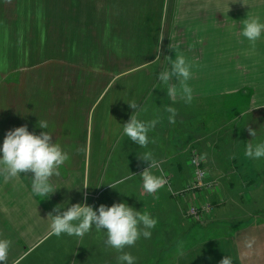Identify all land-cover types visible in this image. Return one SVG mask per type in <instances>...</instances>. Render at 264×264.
<instances>
[{
  "label": "crops",
  "instance_id": "0c3cea01",
  "mask_svg": "<svg viewBox=\"0 0 264 264\" xmlns=\"http://www.w3.org/2000/svg\"><path fill=\"white\" fill-rule=\"evenodd\" d=\"M98 1L100 0H86V11H83L79 8L82 6L80 0H0V147L8 131L27 125L29 132L37 135L42 131L50 132L53 141L68 153L69 159H83L96 150L90 148V142L106 143L104 145L106 150L108 139L112 134L116 136V132L118 137L131 141L123 134V124L130 120L132 114L146 122L159 117V123L152 129L153 133L151 135L148 133L147 147L134 143L125 154L140 157L150 151L163 171L168 165L169 167L174 165L180 171V164L178 160L175 161L179 152L170 151L168 148L169 142H174L175 137L170 136L171 123L165 108L173 107L175 101L181 102L183 99L180 98L179 92L175 100L167 95L166 86L157 79L158 73L164 69H160L159 65H155L153 70L148 69L149 65L145 66V63L152 64L157 60L154 51L150 52V56L139 59L141 65L120 68L115 73L110 68L109 71H103L104 77H107L106 82L102 88L95 85L93 93L89 96V107L86 111L79 110L77 104L74 105L75 101H79V85L75 80L79 78V73L74 77L73 72L60 73L56 76L58 71L50 75L48 71H45L46 75L40 71L42 64L50 59L47 57L48 48L62 43L60 37L63 27L57 24L55 15L96 12L95 3ZM102 2L105 6L111 3V6L106 8L105 19L111 25L109 27L116 30H121L123 21H128L129 17L123 19L124 14L136 16L140 13L137 7L130 8V11L125 10L121 5L122 0H101ZM160 8L162 12L164 11L163 19L166 20L164 29L167 32L184 31L182 37H174V40L182 41V45L189 47L192 40L198 42L196 37L192 38L195 35L191 36V31L195 30L199 43L204 47L202 52L205 53L194 57L199 58L200 62L215 63L213 69L203 64L202 68L191 69L192 78L187 83L193 89L194 97L224 91L236 92L239 87L245 85L250 93L252 90L250 107L246 110L252 112L254 109L264 108V54L256 55L253 51L255 45H264V32L254 44L241 34L243 21L246 19L258 18L264 23V0H165ZM97 20L99 23L101 18L98 17ZM129 20L135 22L137 18L132 17ZM69 28L72 29L73 25L64 27L65 30ZM74 42L78 44V40ZM72 44L73 41H70L69 45ZM174 44L177 45L176 42ZM237 45L247 47L245 59L243 54L242 57L237 55L239 50L236 48L231 50L230 54H235L238 62L247 63L245 71L239 68L223 70L224 48L213 52L205 49ZM178 55H183L186 61L190 56L179 52ZM167 57L174 60L176 56L168 53L166 57H159L166 61L165 69L170 68ZM123 60L132 61L128 58ZM31 61H36V64L32 65ZM172 83H176L179 90L180 85L175 79ZM101 101L102 107L97 110L94 118V112ZM131 102L142 106L143 111L133 113L135 110L128 104ZM85 114L89 116L84 122ZM40 120L48 122V129L38 126ZM91 123L93 129L89 130L88 126ZM197 139L202 145V151L199 150L202 153V163L205 166L207 159V162L213 165V173L218 174L215 178L218 181V189L206 198L211 206H216L217 212L219 204L227 199L232 204L235 201V198L231 199L229 191L241 196L240 198L244 195L236 191L242 189L250 191V198L253 196L256 199L262 195L264 158L256 160L245 156L246 145L251 142L249 138L243 141L244 146L240 149H235L231 143V149L228 150L223 148L224 146H219L221 139L205 141L198 136ZM152 140H155V143H152ZM230 141L234 142V137H231ZM261 142H264V130L257 139H254V144ZM195 149L198 152L197 148ZM218 152H223L219 156V161L214 159ZM142 164H138L140 166L124 175L142 173L144 171ZM65 165L71 166L70 169L74 172L66 171L63 175L61 167ZM65 165L60 167L59 176L54 175L51 178L50 182L57 190L46 198L33 194L31 174H21L9 179L0 175V238L11 241L8 264H13L17 259L20 264H71L69 256L80 243L82 248L86 249L85 254L87 251L93 253L94 241L97 240L92 229L82 238L67 234H61L59 237L49 234L52 217H48V214L53 212L57 205L66 210L72 204L85 203V195L88 204V198L93 194L89 193V187L93 189L92 178L89 181V170L86 176L83 171L80 175L79 170L73 169L75 162H66ZM246 172H253L257 180L252 182L240 176ZM156 175H160L159 170ZM210 175L211 173L209 177ZM85 178L89 186L87 189H83ZM181 179L182 177L174 178L171 187L165 185L167 191L162 188L154 195L147 194L142 185H137L136 178L133 186H126L136 194V198L129 205L141 213L148 212L158 221L156 226L150 229L151 238L145 239L141 236L134 246L124 249L136 258L134 264H219L225 256L231 258L232 264H264V218L261 217L258 221L239 228V233H218L203 239L196 238L177 251L173 249L176 239L184 232L181 226L176 227L174 223L176 209L180 211V202L184 200L181 196H185L181 192L183 189L178 190ZM253 183L257 186H252ZM105 187L110 186L105 185L103 188ZM200 195L201 192L196 195L198 201L206 196ZM244 197L249 199L246 195ZM169 210L174 214H171L172 221L169 220ZM224 212L221 211L223 214ZM181 215L188 217L186 209H181ZM217 215L216 213L215 218ZM246 215L252 218L257 216L248 211ZM161 216L165 219L159 221ZM209 216L210 214L205 222ZM218 216L220 219L216 220L219 223L216 226L220 227L230 226L229 220L234 219ZM248 229L251 230L250 235H244L238 240L240 233ZM190 233L192 230L189 228L188 234ZM52 236L54 242L56 239L59 240L58 246H52V241L47 240ZM106 239L107 232L103 230L101 241L107 247V252L102 257L103 262H106L104 264L112 262L121 264L117 259L121 253L108 246L105 243Z\"/></svg>",
  "mask_w": 264,
  "mask_h": 264
},
{
  "label": "rangeland",
  "instance_id": "374dc122",
  "mask_svg": "<svg viewBox=\"0 0 264 264\" xmlns=\"http://www.w3.org/2000/svg\"><path fill=\"white\" fill-rule=\"evenodd\" d=\"M109 1V0H108ZM165 0H122V6L125 10L130 11L129 9L139 8L140 13L136 14H124L123 19L128 21H123V28L121 30L113 29L109 27L105 19L106 8L111 6L109 2L108 5L101 3V0L96 2L95 5L97 8L94 9L96 12H83L77 14H59L55 15L57 17V24L63 27L62 30V43H59L57 46H52L48 48L47 57L50 58L45 63L42 64L40 71L45 75V71H48V75L53 74L55 71H58L56 76L60 73L73 72L74 75H78L79 78H76V82L79 85V101H75L74 105L80 109L87 110L89 107V96L93 93L94 87L104 86L106 78L104 77L105 70L109 71V68L112 72L119 70L120 68H128V66L141 65L140 60L146 56H150V52L154 51V55H160L159 57H166L168 53L173 55H178V52L183 54H190L187 62L192 65L191 69L202 68L203 65H209L212 69L215 67V63L211 62H200L194 56H198L202 52V45L199 43V38L196 35V31H191L192 38H197L198 42L192 40V45L186 47L182 45L181 42L174 40V37H182L184 31L178 30H169L168 32L164 29L165 21L164 11H161L160 6L164 5ZM82 6L80 5V10L86 11V0H80ZM84 4V5H83ZM61 5V4H60ZM82 12V11H80ZM100 17L101 20L98 23L97 18ZM137 18V21L133 22L129 20L131 18ZM158 17V21L157 20ZM54 18V19H55ZM65 25H73L72 29L65 30ZM107 25V26H105ZM76 26L77 28H75ZM163 35V42L160 43L159 38ZM167 37V38H165ZM75 40H78V44H75ZM70 41H73V44L70 46ZM176 42L177 45L174 43ZM181 44V45H178ZM159 48V52L157 49ZM224 48L223 51V70H233V69H247V63H242L243 61L238 62L235 54H230L231 50L237 49V55L242 57V54L245 59L246 55V46L237 45L235 47H205L211 52L216 49ZM253 51L256 55L264 54V45H255ZM234 53V52H233ZM110 57V58H109ZM228 57V58H227ZM107 58V61H106ZM128 58L132 61H125L123 59ZM29 63V62H28ZM32 65L36 64V61H31ZM146 64V63H145ZM166 61L164 58L157 59L154 63L148 64V69L153 70L155 65H159L160 69H165ZM103 73V77H101ZM75 77V76H74ZM73 77V78H74ZM92 82V84H91ZM93 87V88H92ZM75 88V87H74ZM252 93V90H251ZM245 85L239 87L236 92H221L217 94L204 95L202 97H194L191 104H186L184 100L181 102L175 101V109H177V116L175 123H171L170 136L174 135V142H169V150L179 152V155L176 156L175 161L178 160L180 164V171L177 170L176 166H165V174L169 178V182L166 185H173V179L182 177L181 185H179L178 190H182L185 196H181L184 200L180 202V211L176 209L175 215L169 212V220L172 221L171 214L174 215V223L176 227L181 226L183 235L176 239V244L173 246V249H181L188 242L194 241L196 238H205L209 236H214L218 233H239L238 229L243 228L244 226L254 223L259 218H264V191L262 195L251 200L250 191L242 189L236 191L238 194L246 195L249 199L244 196H236L229 191L231 199L235 198V203H230L229 200L224 201L219 204L218 213L216 211V206L212 205L210 212H212L206 222L197 223L194 222L189 217H183L181 215V209H187L191 204H194L193 195L194 191H185V187L188 184L189 180L192 178V167L189 163V147L190 145L197 148L198 154L202 157V145L199 144L198 138L203 140L212 141L214 138L221 139L219 146L228 149H231V143L234 144L235 149H240L244 146V140L249 138L250 141L254 144V139H257L261 135V131L264 130V108L254 109L252 112L247 111L246 109L250 107L251 94ZM104 94V93H103ZM261 96V95H258ZM159 101V100H158ZM157 101V102H158ZM71 103V102H70ZM102 107V101L100 105L94 112L99 110ZM72 113L70 112V116ZM89 116V115H88ZM87 114L84 115L85 119L88 118ZM91 116V114H90ZM67 118V117H65ZM93 118V117H92ZM250 125L253 129H256V136L251 137L247 131L246 126ZM89 130L93 129V123L88 126ZM117 131V125L115 126ZM172 130H174L172 132ZM152 130L149 131L151 135ZM247 135V136H246ZM231 137H234V142L230 141ZM107 148L104 149L106 143H95L90 142V148L95 149V152L90 153L89 157L83 159H68L67 163L70 161L75 162L73 165L74 170H79L81 175L82 171L87 173L89 170V181L92 178L93 189L89 187V193L93 194L88 198V204L93 206L94 210H97L101 204L106 206H112L114 203H126L128 200V205L133 202V199L136 198V194L133 190L128 189L127 185H134L135 178L138 179L137 185H143L141 173H132L133 176L130 179H124L125 177L132 176L124 175L129 171L136 169L138 164L144 166V170L149 167L150 162L141 160L139 157L129 156L125 154L126 150L131 148V145L134 144L132 141H127L124 137L120 138L117 135L112 136L107 141ZM99 147V148H97ZM200 150V151H199ZM101 152V153H100ZM223 152H218L214 159L219 161V156ZM202 160V158H201ZM205 168L211 173L210 177L215 179L218 177L217 173H213V165H210L209 161L207 162ZM260 160V159H258ZM204 162V161H203ZM65 165V164H64ZM71 166H64L62 168L63 175L66 171H71ZM146 167V168H145ZM159 167L161 165L159 164ZM153 174H158V169L151 170ZM70 173V174H71ZM62 176V175H61ZM237 176V174L235 175ZM241 177H244L252 182L257 180L256 175L253 172H246L240 174ZM71 180L72 178L69 177ZM123 180V183L116 184V181ZM239 180V178H236ZM86 182V178H85ZM218 182V181H217ZM244 182V181H243ZM115 184V189L111 187H105V185ZM91 185V184H90ZM91 185V186H92ZM220 185V184H219ZM252 186H257L254 183ZM264 186V185H262ZM167 189V186L164 187ZM167 191V190H166ZM179 192V191H177ZM250 194V195H249ZM239 197V198H236ZM130 199V200H129ZM131 206V205H129ZM225 211L224 214L221 211ZM250 212L254 215V218L248 217L246 212ZM216 213L218 215H223L226 218H234L229 220L230 226H216L219 224L215 218ZM211 218V220H210ZM162 216L158 219L159 221L163 220ZM213 219V220H212ZM220 219V218H219ZM252 221V222H251ZM251 222L249 224H245ZM182 223V224H181ZM189 228L192 230V233L188 234ZM96 235V240L92 248V252L87 251L82 248L81 243L73 249L70 257L71 264H104L103 254L107 252V247L104 245L102 239V231L97 230L92 227ZM251 230H243L238 236V240L244 235H250ZM47 240L52 241L53 245H59V240L53 241V236ZM113 249V248H112ZM102 250V252H100ZM115 257V256H113ZM102 259V260H101ZM143 259V263H145ZM115 264V263H109ZM154 264V263H153Z\"/></svg>",
  "mask_w": 264,
  "mask_h": 264
},
{
  "label": "clouds",
  "instance_id": "9594fccd",
  "mask_svg": "<svg viewBox=\"0 0 264 264\" xmlns=\"http://www.w3.org/2000/svg\"><path fill=\"white\" fill-rule=\"evenodd\" d=\"M262 32H264V23H261L258 18L243 21L241 34L249 42L254 44L261 37ZM163 39L164 36L161 35L159 41L162 43ZM157 52H159V48ZM159 56L158 54L155 59H159ZM167 59L170 68L160 71L157 79L166 86L167 95L170 98L175 100L179 92L180 98L186 104H191L194 99L193 89L189 87L187 82L192 78V65L186 61L183 55H176L174 60L171 57H167ZM145 66H148L147 63ZM173 79L179 83V90L177 84L172 83ZM128 104L130 108L135 110L133 113L138 110L143 111V107L136 102ZM165 111L169 113V123H175L177 109L169 106L165 108ZM158 123L159 117L146 122L132 114L130 120L123 124V134L133 143L146 148L149 144L148 133ZM38 126L42 129H48V122L40 120ZM246 128L251 137L256 136V129L250 125ZM151 142L155 143V140ZM244 154L251 159L264 158V142L248 143ZM139 158L150 162L149 167L140 176L143 181V190L149 195H154L167 184L166 174L159 167V162L154 159L150 151L145 152ZM68 159V153L53 141L50 132L42 131L37 135L29 132L27 125H24L8 131L4 138L3 145L0 147V175L9 179L21 174H31L33 194L46 198L57 190L50 182L51 178L54 175L59 176L60 167ZM152 169H158L160 175L153 174ZM130 178L131 176H128L124 179ZM119 183H123V180L116 181V184ZM109 186L115 189V184ZM88 187L87 182H85L83 189ZM53 212L48 214V217H52L50 235L59 237L61 234H67L82 238L94 225L97 230H106L107 239L105 243L121 253L117 257L121 264H134L136 258L124 249L134 246L141 236L145 239L151 238L150 229H153L158 222L148 212L141 213L127 203H114L110 207L101 204L97 210H94L93 206L86 203V195L85 203L72 204L66 210L57 205ZM10 247V240L0 238V264H8ZM13 264H20L19 259ZM219 264H232V260L225 256Z\"/></svg>",
  "mask_w": 264,
  "mask_h": 264
},
{
  "label": "built area",
  "instance_id": "2783aa9c",
  "mask_svg": "<svg viewBox=\"0 0 264 264\" xmlns=\"http://www.w3.org/2000/svg\"><path fill=\"white\" fill-rule=\"evenodd\" d=\"M188 156L189 163L192 167V178L189 180L184 190L194 191L193 201L195 203L191 204L189 208L186 209V214L194 222L203 223L211 209V204L206 198L209 197V195L214 191H217L218 185L216 181L209 179V172L203 166L201 157L199 156L196 149H190ZM199 192H201V197L206 195L205 197H202V200L200 201H198L196 197Z\"/></svg>",
  "mask_w": 264,
  "mask_h": 264
}]
</instances>
